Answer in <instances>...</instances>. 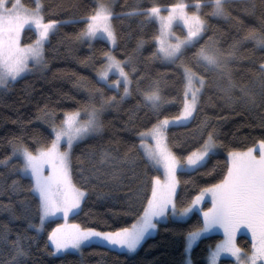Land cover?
Returning a JSON list of instances; mask_svg holds the SVG:
<instances>
[{"label":"snow or ice","instance_id":"6c2138e0","mask_svg":"<svg viewBox=\"0 0 264 264\" xmlns=\"http://www.w3.org/2000/svg\"><path fill=\"white\" fill-rule=\"evenodd\" d=\"M226 4L227 0H208L207 5L204 0H194L192 4L184 0L165 4L151 0V7L134 8L128 13L159 21V35L153 37L157 47L151 55L174 65L179 62L184 81L179 100L163 94L166 84L160 79L151 78L146 86H142L146 77L143 72H138L132 55L126 54L125 59L121 60L111 50L102 51L105 63L97 69V76L100 83L114 90L111 96L105 95L104 88L90 86L81 77L78 83L86 88L87 101L80 103L75 110L63 111V119L59 121L55 109L47 105L40 109L39 119L49 126L50 137L32 136L34 147L25 143L22 137L13 136L8 141L11 154L0 159V165H10L13 173L29 180L28 190L37 200L39 213V224L30 227H34L38 233L46 232L45 248L51 247V255L68 253L73 249L82 255L85 247L93 245L108 248L109 251L127 249L135 252L157 230L159 223L167 222L169 218L184 222L199 215L194 224L183 230L186 258L180 264H194L191 255L193 246L216 227L223 229L224 239L208 246L210 264H220L224 253L235 257L234 264H264V138L254 141L251 146L228 150L222 168H218L217 162L212 169L202 173L212 176L215 182L196 188L195 195L187 198L178 192L181 180L177 173L205 168L209 160L226 146L218 139L219 133L208 116L200 121L192 136L193 139L196 136L205 137L203 142L187 151L186 156L181 157L173 151L169 139L170 126H185L197 119L203 111L201 97L213 87L224 93V98L231 103L242 101L252 108L264 109V62L259 64L254 79L247 84H238L232 72L233 62L242 59L239 49L243 41H254L256 47L264 50V0H248L244 8L245 12L256 18L258 28L254 25L244 27L243 21L231 16ZM206 6L210 11L203 13ZM190 7L195 11H189ZM44 9L42 0H35L34 6L21 0H0V88L7 89L18 78L47 68L45 44L50 41L51 34L59 29L61 23L80 22L77 19L46 20ZM113 16L110 0L100 3L82 18L85 27L75 38L89 42L102 38L113 47L117 46L119 37L112 24ZM206 17L232 19L238 31L243 29L244 35L240 39H233L227 48H221L219 41L212 36L200 44L212 28ZM178 24L185 31L182 36L174 30ZM26 26L30 30L34 27L36 32V39L30 44L21 43ZM144 44L143 39L138 40L135 51L142 50ZM197 45L199 47L192 54V62L200 68V72L184 58L186 51ZM261 60L264 61V56ZM125 65L132 66V75ZM114 69L119 78L111 80L109 73ZM133 89L141 99L129 110L127 123L135 127L134 120L142 108L151 112L155 122L138 130V142L127 145L122 153L111 147L112 142L98 151L94 147L89 148L90 157L98 156L101 165L109 166L107 175L111 180L119 181L125 167L136 180V187L128 194L129 211L123 213L133 217L132 223L109 230L78 222L69 223L70 214L82 211L81 205L88 195L90 178H96L101 173L100 168L94 167L89 175H85L84 169L80 168L78 175L84 186L76 183L73 178L74 145L103 133L105 110L121 105L133 95ZM237 89L241 93L239 97L233 95ZM97 96L100 98L99 104L95 102ZM166 107H175L177 112L164 114ZM261 118V126L264 127V111ZM13 159L20 163L12 164ZM149 168L156 171L162 168L164 179L160 175L151 176ZM22 188L19 180L12 181L13 192ZM206 197L210 199V207L203 206ZM137 206L138 210H135ZM58 214L63 223H57L47 231L45 222ZM242 229L251 233L250 247L247 249L241 248L236 239ZM11 235L7 226L0 231V254L8 250L7 259H0V264H25L35 238L20 231L15 233L14 239ZM98 255L103 256L104 253Z\"/></svg>","mask_w":264,"mask_h":264},{"label":"trees","instance_id":"16d2710c","mask_svg":"<svg viewBox=\"0 0 264 264\" xmlns=\"http://www.w3.org/2000/svg\"><path fill=\"white\" fill-rule=\"evenodd\" d=\"M192 4L194 0H185ZM25 4L34 6V0H24ZM45 5V19L56 21H71L77 19V23H61L59 29L50 36V41L45 44V56L48 66L41 72L24 75L15 82L8 85L7 89L0 91V159L11 154V144L8 142L13 136L22 137L30 147H34L32 136L50 137L49 126L40 117V109L45 105L55 109L57 120L63 119V111L75 110L80 103L88 100L86 88L81 87L78 81L85 78L90 86L104 88L105 95L111 96L113 89L100 83L97 78V69L105 63L102 51L110 50L109 44L101 39L92 43L82 44L75 38L76 34L85 27L83 17L90 14L96 8L94 0H42ZM165 4L174 3L178 0H155ZM207 5L208 0H204ZM248 0H227L226 7L232 17H238L244 22V27L254 25L257 28L259 23L255 17L244 11ZM151 7V0H116L113 4L114 13L112 24L118 33L117 46L112 51L121 60L125 55L133 56V62L138 72L145 74L142 86H146L151 78L162 80L166 87L163 94L168 97H175L179 100L183 88L182 69L179 62L176 65L164 63L160 57H152L156 51L157 44L153 37L159 33V28L154 20H146L138 15H128L134 8ZM189 10H195L189 8ZM210 11L207 6L203 13ZM202 13V14H203ZM259 15V13H257ZM212 25L204 40L212 36L219 41L221 48H227L233 39H240L244 35L241 28L237 30L236 23L232 19L224 17H206ZM36 33L31 28L23 32L22 42L31 43L35 40ZM143 39L144 47L135 51L137 41ZM196 48H189L185 53V60L197 72L200 68L192 62V54ZM48 48V49H47ZM238 59L232 64L233 79L238 84H247L254 79L260 63L264 62V50L255 46L254 41L245 40L239 49ZM82 61H87L84 63ZM126 70L132 75L131 65H125ZM201 75H204L201 72ZM115 75H112L114 78ZM136 77L133 75V80ZM182 79V80H181ZM233 95L239 97L237 89ZM209 98H211L209 100ZM141 98L133 89V95L126 99L121 105L109 107L103 114L105 128L103 133L91 138H85L83 142L74 145L73 149V178L78 185L80 183L78 171L84 169V174L89 175L94 167L100 168L101 173L96 178H90L88 195L82 203V211L79 214H72L68 217L70 222H78L89 227H101V230H109L127 226L132 223L133 217L124 215L129 211L127 208L128 194L136 187V180L130 171L125 167V172L119 181H113L107 173L110 172L108 165H101L99 157H90L89 148L94 147L97 151L103 146L118 149L119 152L126 151L129 144L137 143L136 132L154 123L151 112L142 108L137 112L134 120L135 127L128 124L130 109ZM97 96L95 102L99 104ZM203 111L197 119L185 126L169 128L170 143L173 144V151L181 157L187 155V151L199 146L205 137L195 135L196 126L205 116L211 117V123L217 129L218 139L226 146L219 150V154L213 156L205 168L198 171L178 172L181 184L178 192L187 198L195 195V189L203 187L207 183H214L212 176L202 175L218 164L223 167L227 151L231 148H244L251 146L254 141L264 138V127H262L261 112L264 109L252 108L242 101L231 103L224 98V93L215 87L207 89L201 97ZM175 107L164 110V114H175ZM17 159L12 164H19ZM139 170V169H138ZM151 176L160 175V171L148 169ZM215 175V173L213 174ZM219 178L218 176L216 177ZM13 180H19L23 186L21 191L13 192L11 184ZM29 180L13 173L11 166L0 165V231L7 226L11 230V238L20 231L27 236L34 237L31 255L25 258V264H180L184 259L185 236L184 229H188L199 218V215L190 220L181 222L168 220L158 224L155 235L146 238L141 246L134 253H126L118 250L109 251L108 248L85 247L83 254L78 251L51 255V247L45 248L46 232L38 233L30 225L39 224L37 200L28 190ZM10 205V207H8ZM138 210V206L137 209ZM62 218H55L45 222V229L50 231ZM221 236L213 234L202 238L192 250L194 264H206V257L210 245H214ZM239 244L245 249L250 247V242L243 236L239 237ZM7 249L0 254V259H7ZM98 253H104L103 256ZM229 259H223L221 264H231Z\"/></svg>","mask_w":264,"mask_h":264},{"label":"rangeland","instance_id":"374dc122","mask_svg":"<svg viewBox=\"0 0 264 264\" xmlns=\"http://www.w3.org/2000/svg\"><path fill=\"white\" fill-rule=\"evenodd\" d=\"M95 1V3H96V8L99 6V4L100 3H102V2H104V3H107V2H109V0H94ZM116 0H110V2H111V6L113 7V4H114V2H115ZM21 2L22 3H25L24 2V0H21ZM34 2H35V0H34ZM184 2H186L185 0H184ZM189 11H195V10H189ZM156 23H157V25H158V28H160V25H159V21L157 20V19H153ZM26 28H30L29 26H26L25 27V29ZM34 31H35V29H34V27L32 28ZM174 30H175V32H176V34L177 35H184L185 34V31H184V29H183V26L182 25H175L174 26ZM36 33V32H35ZM158 35H159V33H158ZM22 36H23V33H22V35H21V43L22 44H24L23 42H22ZM36 39V38H35ZM98 39H101V40H104V41H106L108 44H109V46H110V50L112 51V49L114 48L112 45H111V43L109 42V41H107L106 39H102V38H98ZM79 42H81L82 44H85V43H92L93 41H91V42H89V41H87V40H79ZM32 43V42H31ZM28 44H30V43H28ZM160 60L162 61V62H164V63H171L170 61H167V60H165V59H162V58H160ZM46 69V68H45ZM44 70V69H43ZM43 70H35V71H33V72H31V73H29V74H33V73H38V72H41V71H43ZM27 75V74H26ZM112 75H115V77L114 78H112ZM97 78H98V76H97ZM109 78L111 79V80H116V79H118L119 77H118V73L116 72V70L114 69L112 72H110L109 73ZM2 90H5V89H3V88H0V91H2ZM109 108H107L106 110H108ZM105 110V111H106ZM64 145H62V147H63ZM160 173H161V178L162 179H164V174H163V169L161 168L160 170ZM204 207H210L211 206V204H210V199H209V197H206L205 198V201H204V205H203ZM70 215H72V214H70ZM69 215V216H70ZM55 218H61L60 216H59V214L57 215V216H55V217H51L49 220H51V219H55ZM168 220H173V219H171V218H169ZM48 221V220H47ZM68 221H69V219H68ZM60 223H63V221L62 222H60ZM69 223H72V222H70L69 221ZM155 233H156V230L152 233V235H150V236H148V237H151V236H153V235H155ZM213 234H219L220 236H221V238H220V240H222V239H224V232H223V229L222 228H219V227H216V228H214L213 230H211L210 232H208V233H206V234H204L201 238H200V240L202 239V238H204V237H207V236H210V235H213ZM245 234V235H244ZM240 235H243V236H245L244 238L246 239V240H248L249 242H251V233H247V232H244V230L242 229L238 234H237V237H236V239H237V242H238V240H239V236ZM247 235V236H246ZM147 237V238H148ZM247 237V238H246ZM200 240H198L197 241V243L193 246V248L198 244V242L200 241ZM220 240H218V241H220ZM217 241V242H218ZM239 243V242H238ZM241 246V245H240ZM241 248H244L245 249V247H243V246H241ZM210 250V249H209ZM75 251H78V250H75V249H73V250H70L69 252H75ZM118 251H122V252H126V253H134V252H129L127 249H121V250H118ZM60 254H63V253H59V254H56V255H60ZM184 258H186V254H185V257ZM223 259H229V260H231L232 261V263L231 264H234V261H235V257H232L231 256V254H228V253H224V254H222L221 255V258H220V264H221V262H222V260ZM206 264H210V261H209V252H208V255H207V257H206Z\"/></svg>","mask_w":264,"mask_h":264},{"label":"flooded vegetation","instance_id":"af4514ba","mask_svg":"<svg viewBox=\"0 0 264 264\" xmlns=\"http://www.w3.org/2000/svg\"><path fill=\"white\" fill-rule=\"evenodd\" d=\"M244 230V232H247L248 234L250 233L249 231H247L246 229H243ZM245 235V234H244ZM241 236H243V235H240L239 237H241ZM247 236V235H246ZM243 237H245V236H243ZM247 238V237H246Z\"/></svg>","mask_w":264,"mask_h":264},{"label":"bare ground","instance_id":"6f19581e","mask_svg":"<svg viewBox=\"0 0 264 264\" xmlns=\"http://www.w3.org/2000/svg\"><path fill=\"white\" fill-rule=\"evenodd\" d=\"M48 49V48H47ZM182 80V79H181Z\"/></svg>","mask_w":264,"mask_h":264}]
</instances>
